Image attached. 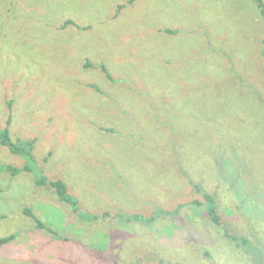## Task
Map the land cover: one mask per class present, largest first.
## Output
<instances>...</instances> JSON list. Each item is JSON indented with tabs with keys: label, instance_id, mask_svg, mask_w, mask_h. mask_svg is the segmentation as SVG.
<instances>
[{
	"label": "rangeland",
	"instance_id": "obj_1",
	"mask_svg": "<svg viewBox=\"0 0 264 264\" xmlns=\"http://www.w3.org/2000/svg\"><path fill=\"white\" fill-rule=\"evenodd\" d=\"M129 1L0 0V125L11 117L14 137L36 140L37 172L0 171V237L16 235L0 264H264L258 10L252 0ZM67 20L89 28L60 30ZM2 151L0 170L24 165ZM38 173L63 180L77 214L100 218L80 220L34 184ZM195 186L215 196L219 226L204 208L161 214L200 200ZM25 207L67 241L36 229Z\"/></svg>",
	"mask_w": 264,
	"mask_h": 264
},
{
	"label": "trees",
	"instance_id": "obj_2",
	"mask_svg": "<svg viewBox=\"0 0 264 264\" xmlns=\"http://www.w3.org/2000/svg\"><path fill=\"white\" fill-rule=\"evenodd\" d=\"M135 2H136V0H131L128 2L129 3L128 5H132V4L134 5ZM252 2L254 3L256 9L258 10L257 13H258L259 17L262 19L263 24H264V0H252ZM125 7H126V5H120V6H118L117 11L123 10ZM69 26L76 27L79 30H86L87 28H89V27H85V28L79 27L72 20H67L62 25L60 30H64L65 28H67ZM164 33L171 35L173 33V31L166 29L164 31ZM85 66L88 67L89 63H86ZM100 70L104 74L106 79H108L109 81H113L111 75L107 72V69L103 65L100 66ZM87 86L89 88L94 89L95 92L101 93L92 84H89ZM10 124H11V117L9 119H7L6 124L4 126L0 125V163H2L6 159H9V157H7L8 155L6 153L4 154L2 151V149H5L7 152H10L16 156H19L20 159L24 162V165L21 168H16V167L9 165V166L3 167L2 170H0V171L10 173L11 177H14L15 175H17L20 172H27V173L34 174V172H36V167L34 169L35 165L33 162L32 151L34 149L36 140H34V139L33 140H21V138H19L17 136L14 137L11 134V129L9 127ZM70 128H72V127L69 123L68 127H67L68 131L66 130L67 136L69 135V133H72V132L74 135V130L70 129ZM109 132H111V130ZM13 138H15L16 140H14ZM176 160L177 159H175V161ZM45 161H46V159H45ZM174 168H175V166H174ZM33 169H34V172H33ZM37 175H38L37 178H34V184L37 187L51 188L53 190V193L55 194V196L58 198V200L62 203L69 205L71 208V211L77 214L78 202L75 199V197H72L69 194L67 186L63 182V180H61V179H54V180L47 179L44 176H41L39 173ZM193 184H194L193 182H190L191 186ZM194 188L196 190L195 194L196 195L200 194V196L202 197V198H200V200L198 198H196L193 200H189V202L181 203V204L177 205V207L174 210H169V211H162L161 210V214H163L164 216H173V215L177 214L179 212V210L183 209L184 207H189L190 209H196L198 212L205 209L204 210L205 212H203V214H205L208 217V219L211 221V223H214L215 225L219 226L220 225V218L216 212L217 209H216L215 196L211 195L205 191H201L198 186H195ZM183 210H185V209H183ZM121 214L122 213L115 216V218H117L119 221H121L122 219L125 220L126 223L138 221L137 215H128L126 217V216L121 215ZM23 215L30 218L34 222L36 229H38L40 231L43 230V231L47 232L54 239L61 238L60 234H58L56 231L50 229L41 220H39L33 214L31 209H29L27 207L23 208ZM77 216L82 221L90 220L89 219L90 217L92 218L91 220H95V221H97V219L100 218L97 215H87L84 213L77 214ZM107 216H109V215H107V213H105L103 215V218L107 217ZM154 219H155V217L152 215L144 221L150 224ZM15 237H16L15 234H11V235L5 236V237H0V249L4 245L12 242L15 239ZM61 239H63V238H61ZM231 239L234 242H236V240H237L234 237H232ZM63 241H67V240L63 239ZM240 242H241L240 245L243 249L249 250V248L251 247L250 243L246 239H240ZM237 245H238V241H237ZM109 262H110L109 264H119V261H117V259H111ZM159 263L160 264H162V263L163 264H172V263H164L161 260H159ZM175 264H179V263H175Z\"/></svg>",
	"mask_w": 264,
	"mask_h": 264
}]
</instances>
